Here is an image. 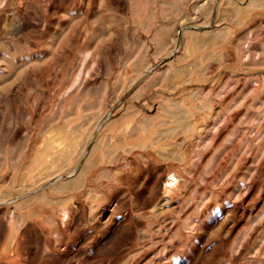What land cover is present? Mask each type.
Segmentation results:
<instances>
[{
  "label": "rangeland",
  "instance_id": "374dc122",
  "mask_svg": "<svg viewBox=\"0 0 264 264\" xmlns=\"http://www.w3.org/2000/svg\"><path fill=\"white\" fill-rule=\"evenodd\" d=\"M0 264H264V0H0Z\"/></svg>",
  "mask_w": 264,
  "mask_h": 264
}]
</instances>
